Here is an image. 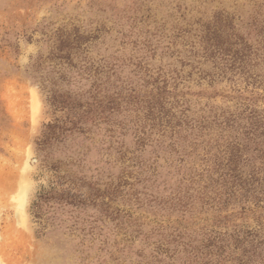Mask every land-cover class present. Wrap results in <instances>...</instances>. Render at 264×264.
<instances>
[{
    "label": "rangeland",
    "instance_id": "374dc122",
    "mask_svg": "<svg viewBox=\"0 0 264 264\" xmlns=\"http://www.w3.org/2000/svg\"><path fill=\"white\" fill-rule=\"evenodd\" d=\"M251 108L264 0H0V264H264Z\"/></svg>",
    "mask_w": 264,
    "mask_h": 264
},
{
    "label": "trees",
    "instance_id": "16d2710c",
    "mask_svg": "<svg viewBox=\"0 0 264 264\" xmlns=\"http://www.w3.org/2000/svg\"><path fill=\"white\" fill-rule=\"evenodd\" d=\"M231 24V23H230ZM220 29H218L217 31H213V35L216 36L219 32ZM220 35V34H219ZM214 36L212 37V39L214 38ZM208 41H210V39H208ZM212 44V43H211ZM209 48V47H208ZM207 48V49H208ZM221 47L219 46H216L212 49V53L214 52V54H225V51H220ZM234 59L232 61V63H240L242 64V62L244 61V58H245V55L246 53L243 52L242 54H239V52H234ZM247 108V107H246ZM244 112H239L238 114H233V113H230L229 115H226V113H221L220 115H214V122L220 118H222V120L220 121L221 124L224 125V128L225 127H228L231 122H235L238 118H241V115L243 114ZM247 118L249 119V126H247V129H248V132L249 131H261V134L264 135V116L262 114L259 113L258 110L256 109H253L251 108L249 110V113L247 114ZM246 128V126H244ZM221 164V163H220ZM233 170L235 171V169L233 168ZM236 172V171H235ZM259 175V172L256 173V176H255V172L253 173V175H251V177L253 178H244L245 180H243L242 182H244V185H251L253 186L256 182L260 183L261 185L264 184V178L263 179H260V176H257ZM232 176V174H231ZM234 177L236 178H241L242 175L240 173L238 174H235ZM241 184V183H240ZM242 185V184H241ZM40 198L44 197V194H41V196H39Z\"/></svg>",
    "mask_w": 264,
    "mask_h": 264
}]
</instances>
